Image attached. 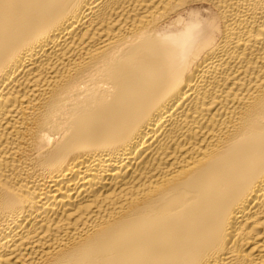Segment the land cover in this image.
<instances>
[{
  "label": "bare ground",
  "instance_id": "6f19581e",
  "mask_svg": "<svg viewBox=\"0 0 264 264\" xmlns=\"http://www.w3.org/2000/svg\"><path fill=\"white\" fill-rule=\"evenodd\" d=\"M0 264H264V0H0Z\"/></svg>",
  "mask_w": 264,
  "mask_h": 264
}]
</instances>
